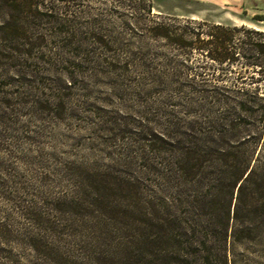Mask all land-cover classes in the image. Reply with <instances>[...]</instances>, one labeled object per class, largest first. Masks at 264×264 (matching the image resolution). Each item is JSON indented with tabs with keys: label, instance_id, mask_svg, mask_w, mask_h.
<instances>
[{
	"label": "rangeland",
	"instance_id": "1",
	"mask_svg": "<svg viewBox=\"0 0 264 264\" xmlns=\"http://www.w3.org/2000/svg\"><path fill=\"white\" fill-rule=\"evenodd\" d=\"M39 1L72 14L54 23L40 48L10 54L0 68L11 104L12 150L0 171L7 186L0 193V224L13 230L0 264H122L111 255L118 240L100 243L63 210L85 184L80 174L105 171L151 188L142 165L151 156L148 140L168 116L205 115V101L187 87L177 89L181 85L235 84L264 98V55L238 50L231 66L219 64L205 51L154 36L151 27L201 28L206 40L208 25L222 24L263 33L238 31L237 44L264 41V0ZM252 221L254 239L235 246L237 264H264V217ZM44 229L48 242L32 248L23 235L38 238Z\"/></svg>",
	"mask_w": 264,
	"mask_h": 264
},
{
	"label": "trees",
	"instance_id": "2",
	"mask_svg": "<svg viewBox=\"0 0 264 264\" xmlns=\"http://www.w3.org/2000/svg\"><path fill=\"white\" fill-rule=\"evenodd\" d=\"M71 14L67 7L52 2L0 0V68L7 65L10 54L40 48L54 23ZM43 23L52 26L43 27ZM208 26L206 40L201 39V28L177 32L158 23L150 31L178 47L205 51L219 64L231 66L238 60V50L264 55V41L233 42L238 31L262 32ZM186 87L190 95L198 94L205 101V115L168 116L164 127L148 140L145 148L151 156L146 154L142 165L152 177L151 188L110 172L86 170L80 174L84 186L64 201L63 210L73 213V221L100 243L109 241L110 247L118 240L115 249L119 251L111 255L122 264H237L235 246L240 240L254 239L252 218L264 217V98L235 84L177 89ZM0 88L1 171L7 164L3 157L12 156V150L8 139L11 104ZM6 187L0 178V193L7 192ZM41 231L38 238L23 235L34 249L38 241L39 246L48 242L43 235L47 230ZM12 235L13 230L0 224V251L10 244ZM49 253L57 254L52 248Z\"/></svg>",
	"mask_w": 264,
	"mask_h": 264
}]
</instances>
